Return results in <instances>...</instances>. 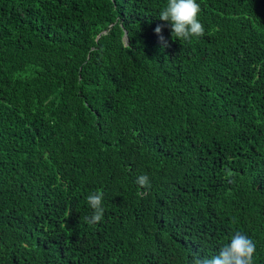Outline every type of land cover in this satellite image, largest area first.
I'll return each mask as SVG.
<instances>
[{
  "label": "trees",
  "instance_id": "1",
  "mask_svg": "<svg viewBox=\"0 0 264 264\" xmlns=\"http://www.w3.org/2000/svg\"><path fill=\"white\" fill-rule=\"evenodd\" d=\"M196 2L0 0V264H264V0Z\"/></svg>",
  "mask_w": 264,
  "mask_h": 264
},
{
  "label": "clouds",
  "instance_id": "2",
  "mask_svg": "<svg viewBox=\"0 0 264 264\" xmlns=\"http://www.w3.org/2000/svg\"><path fill=\"white\" fill-rule=\"evenodd\" d=\"M200 12L201 7L196 0H167V6L161 10L159 19L170 22L172 38L191 41L193 37L204 35V25L199 20ZM162 27L157 25L154 31L162 46L167 47L168 43L162 35ZM136 183L143 189L151 187L147 174L138 176ZM103 199L104 193L100 189L87 196V203L92 209V214L85 217L86 223L95 225L103 220L105 212ZM255 253V242L237 231L231 236L230 243L219 249L218 254L203 257L198 253L194 254L192 264H254Z\"/></svg>",
  "mask_w": 264,
  "mask_h": 264
},
{
  "label": "water",
  "instance_id": "3",
  "mask_svg": "<svg viewBox=\"0 0 264 264\" xmlns=\"http://www.w3.org/2000/svg\"><path fill=\"white\" fill-rule=\"evenodd\" d=\"M124 40L127 42L128 41V37L126 36V34L124 35Z\"/></svg>",
  "mask_w": 264,
  "mask_h": 264
}]
</instances>
